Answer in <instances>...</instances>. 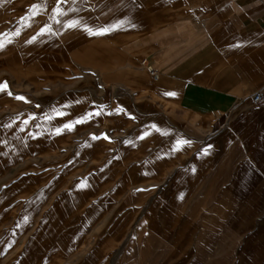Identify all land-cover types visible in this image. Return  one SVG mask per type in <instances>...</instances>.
Here are the masks:
<instances>
[{"label": "crops", "instance_id": "crops-1", "mask_svg": "<svg viewBox=\"0 0 264 264\" xmlns=\"http://www.w3.org/2000/svg\"><path fill=\"white\" fill-rule=\"evenodd\" d=\"M0 43V264H264V0H0Z\"/></svg>", "mask_w": 264, "mask_h": 264}, {"label": "snow or ice", "instance_id": "snow-or-ice-1", "mask_svg": "<svg viewBox=\"0 0 264 264\" xmlns=\"http://www.w3.org/2000/svg\"><path fill=\"white\" fill-rule=\"evenodd\" d=\"M67 2H68V0H57L58 4L67 3ZM31 8L34 10L32 15H37L38 11H35V10L39 9L40 5L33 4V5H31ZM53 11L55 13V16H61V15H65L66 14L61 7H57ZM57 22H59V21H57ZM79 23L80 22L78 20H73V21H69L67 26L68 27H77L79 25ZM84 27H85V30L88 31L90 34L93 32V29H91L87 25H84ZM46 29L49 30V31L51 30L50 26L46 25L45 28L41 29V34H43ZM107 31H109V29L103 28V29L97 30L95 34H103L104 32H107ZM16 34L18 35L19 33H16ZM33 39H35V37H33ZM0 48H3V44L2 43H0ZM7 88H8L7 82H4V83L0 84V90H6ZM8 95H12V93L8 92ZM166 95H175V93L174 92H168V93H166ZM17 98L21 99V100L25 99L23 96H20V97H17ZM54 111L56 112V116H58V117L67 115V113H64L62 111H56L55 109H54ZM119 111H123V109H120ZM96 114L98 115L99 113L97 112ZM92 115H93V113L88 112L85 115H83V116L79 117L78 119H76L75 123H85L88 119H91ZM34 118L35 117H33V119ZM45 118L46 119H50V117H45ZM26 123H27V121H25V124ZM73 127H74V123L69 121L68 123L63 124L62 127H57L55 129V131H56L57 134H60L65 129H67L69 131L72 130ZM104 138L107 139L108 137L105 135ZM93 139H98V137L93 136ZM180 143H187V141H183V142L178 141V144H180Z\"/></svg>", "mask_w": 264, "mask_h": 264}, {"label": "built area", "instance_id": "built-area-1", "mask_svg": "<svg viewBox=\"0 0 264 264\" xmlns=\"http://www.w3.org/2000/svg\"><path fill=\"white\" fill-rule=\"evenodd\" d=\"M142 64L146 66V68L148 69L149 73L153 76L156 75V71L147 63V60H143ZM262 97V93L258 92L255 94L254 99L255 100H260Z\"/></svg>", "mask_w": 264, "mask_h": 264}, {"label": "rangeland", "instance_id": "rangeland-1", "mask_svg": "<svg viewBox=\"0 0 264 264\" xmlns=\"http://www.w3.org/2000/svg\"><path fill=\"white\" fill-rule=\"evenodd\" d=\"M0 142H1V141H0ZM1 157H2V152L0 151V160L2 159ZM0 170H1V168H0Z\"/></svg>", "mask_w": 264, "mask_h": 264}]
</instances>
